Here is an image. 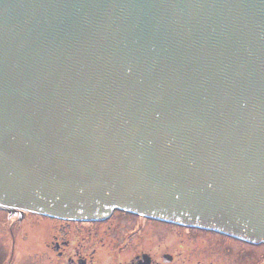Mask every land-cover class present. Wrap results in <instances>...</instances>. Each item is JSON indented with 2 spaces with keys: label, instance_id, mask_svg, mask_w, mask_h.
<instances>
[{
  "label": "water",
  "instance_id": "95a60500",
  "mask_svg": "<svg viewBox=\"0 0 264 264\" xmlns=\"http://www.w3.org/2000/svg\"><path fill=\"white\" fill-rule=\"evenodd\" d=\"M0 208L264 245V0H0Z\"/></svg>",
  "mask_w": 264,
  "mask_h": 264
},
{
  "label": "rangeland",
  "instance_id": "374dc122",
  "mask_svg": "<svg viewBox=\"0 0 264 264\" xmlns=\"http://www.w3.org/2000/svg\"><path fill=\"white\" fill-rule=\"evenodd\" d=\"M31 213L27 215V220L20 223L18 229L16 226L15 229L12 227V231L6 224L2 228L0 220V264L51 263L49 250L44 247L45 242L49 240L47 236L44 238V231L48 233L49 229L45 228V224L42 225L40 217ZM113 220L105 224V226L118 224L117 230L113 233L114 238L110 241L120 240L124 229H128L132 224V219ZM150 221L152 222L146 224L139 236L131 238L126 248H119L120 253H117L119 258L127 259L142 249L154 252L162 264H264L263 244H245L215 232L192 227L184 229L176 225ZM52 232L53 229H50L48 236H51ZM234 246L237 251L233 252L232 256ZM164 252L171 253L174 259L172 260L171 256V259L164 263V260L162 261ZM228 254H231L229 256L232 258Z\"/></svg>",
  "mask_w": 264,
  "mask_h": 264
},
{
  "label": "flooded vegetation",
  "instance_id": "af4514ba",
  "mask_svg": "<svg viewBox=\"0 0 264 264\" xmlns=\"http://www.w3.org/2000/svg\"><path fill=\"white\" fill-rule=\"evenodd\" d=\"M30 213V211H21L15 208H0L2 228H4L6 224L11 231L12 227L15 229V226L16 229H18L20 223L25 219L27 220V215ZM31 214L40 217L39 221L42 222V225H46V229H49V231L53 229L51 236H48L49 231L48 233L44 231V238L47 236L49 239L45 242L44 247L49 250V254L51 255L50 264H162L159 262V258L154 252L151 253L147 250L141 249L127 259L119 258L117 253H120V247H127L131 238L139 236L141 230L146 227V224L152 222L150 220H153V222L155 221V223L162 222L172 226H180L184 229L187 228V226L152 219L120 209L113 210L109 216L100 220L61 219L37 213ZM121 218L125 220L132 219V224L128 229H124L126 232L124 231L121 234L122 240L110 241L111 238H114L113 233L117 230L118 224L114 226H105V224L114 221L113 219L119 221ZM124 228H126V226ZM12 234L13 232L10 233V235ZM218 234L224 235L221 233ZM224 236L245 244H252L234 237ZM119 241L120 243H118ZM41 243H43V241ZM235 249L234 246L231 253L232 256L233 252L237 251V249ZM112 254H116V256L112 257ZM143 254H145L144 257L142 256ZM231 254H228V256ZM165 255H170L172 256V260L174 259L171 253L164 252L162 253V261L164 260V263L168 261L165 260ZM232 256L229 257L232 258Z\"/></svg>",
  "mask_w": 264,
  "mask_h": 264
}]
</instances>
